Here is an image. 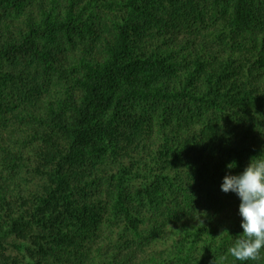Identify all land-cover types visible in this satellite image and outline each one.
<instances>
[{"label": "trees", "instance_id": "trees-1", "mask_svg": "<svg viewBox=\"0 0 264 264\" xmlns=\"http://www.w3.org/2000/svg\"><path fill=\"white\" fill-rule=\"evenodd\" d=\"M262 152L264 0H0V264H264Z\"/></svg>", "mask_w": 264, "mask_h": 264}, {"label": "clouds", "instance_id": "clouds-1", "mask_svg": "<svg viewBox=\"0 0 264 264\" xmlns=\"http://www.w3.org/2000/svg\"><path fill=\"white\" fill-rule=\"evenodd\" d=\"M235 167V163L226 166L220 185L223 193H234L240 200L242 233L233 238L228 253L237 261H255L264 252V152L250 158L243 171L234 175Z\"/></svg>", "mask_w": 264, "mask_h": 264}]
</instances>
